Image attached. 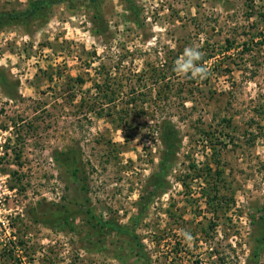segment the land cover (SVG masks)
<instances>
[{
	"label": "rangeland",
	"instance_id": "obj_1",
	"mask_svg": "<svg viewBox=\"0 0 264 264\" xmlns=\"http://www.w3.org/2000/svg\"><path fill=\"white\" fill-rule=\"evenodd\" d=\"M35 1L0 28L18 81L14 99L0 89V264H264V0H0V14ZM188 46L206 78L173 71ZM84 206L133 233L92 228Z\"/></svg>",
	"mask_w": 264,
	"mask_h": 264
},
{
	"label": "trees",
	"instance_id": "obj_2",
	"mask_svg": "<svg viewBox=\"0 0 264 264\" xmlns=\"http://www.w3.org/2000/svg\"><path fill=\"white\" fill-rule=\"evenodd\" d=\"M98 0H94V2H96ZM128 3V7H130L129 9L133 10V4L131 3L130 0H125ZM35 6H33L32 8H28L27 10L19 13L18 16L15 15H1L0 14V28L4 25V24H12L13 19L19 18L21 19L22 17H28L29 14H34L36 11H33L34 9H37V4L39 2L35 1L34 2ZM32 9V10H31ZM128 9V10H129ZM17 85H18V81L16 80H12L10 79L4 72V70L0 67V89L3 91V93L6 95V97L10 98V99H14L17 95ZM164 152L162 153L161 157L159 158V171L158 173H156L154 176H152L151 179V184H150V188L148 189V200L151 199L153 196L159 194L162 190V180L165 176V169L167 167V164L169 162V156H168V149H167V142H164ZM66 157V156H65ZM65 159H69L68 157ZM71 160V159H70ZM67 161L65 164L68 165L70 163H72L71 161ZM56 162H60V159L55 158ZM71 165V164H70ZM70 175L72 177V181L74 183V187H75V192H74V198L72 200V202L78 204L80 200H82V191L83 186L79 185V182L77 180V170L74 166L71 167V171H70ZM142 201L144 200V197H141ZM147 204L148 202H142L139 206L138 209V213L137 216H135V223L138 221V219L143 215V213L145 212V210L147 209ZM85 208H82L81 210H76V213H80L83 211V214L86 215L87 222L90 223V225L92 226V228H95L94 223L92 224L91 221L95 220L96 224L98 225L99 229H108L111 232H118L121 234H127L131 235L133 233V228L131 227L129 230H125L123 228H121L120 226H116V224L110 222V221H104L102 220L99 216H96L94 214H92V211L90 210V208L84 206ZM84 209V210H83ZM60 213L61 211H55V213L57 214ZM41 217H42V208L41 211L38 212ZM53 213V215H56ZM252 221L253 223L256 225V232H257V242H259V247H261L260 245H262L264 243V204H262L257 211V214L255 216L252 217Z\"/></svg>",
	"mask_w": 264,
	"mask_h": 264
},
{
	"label": "clouds",
	"instance_id": "obj_3",
	"mask_svg": "<svg viewBox=\"0 0 264 264\" xmlns=\"http://www.w3.org/2000/svg\"><path fill=\"white\" fill-rule=\"evenodd\" d=\"M203 53L199 48L185 47L183 54L175 61L173 71L182 78L203 79L206 78L208 70L198 62L202 60ZM181 237L184 241L190 242L193 237L185 230H181Z\"/></svg>",
	"mask_w": 264,
	"mask_h": 264
}]
</instances>
